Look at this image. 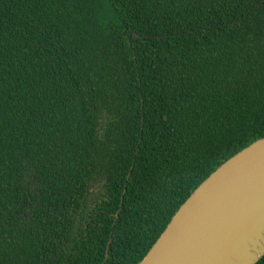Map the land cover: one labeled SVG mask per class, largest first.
<instances>
[{
  "label": "trees",
  "instance_id": "trees-1",
  "mask_svg": "<svg viewBox=\"0 0 264 264\" xmlns=\"http://www.w3.org/2000/svg\"><path fill=\"white\" fill-rule=\"evenodd\" d=\"M262 137L264 0H0V264H139Z\"/></svg>",
  "mask_w": 264,
  "mask_h": 264
},
{
  "label": "water",
  "instance_id": "water-1",
  "mask_svg": "<svg viewBox=\"0 0 264 264\" xmlns=\"http://www.w3.org/2000/svg\"><path fill=\"white\" fill-rule=\"evenodd\" d=\"M264 257V137L203 181L139 264H257Z\"/></svg>",
  "mask_w": 264,
  "mask_h": 264
}]
</instances>
